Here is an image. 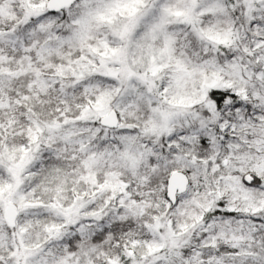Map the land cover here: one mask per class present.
Masks as SVG:
<instances>
[{"label":"snow or ice","instance_id":"obj_1","mask_svg":"<svg viewBox=\"0 0 264 264\" xmlns=\"http://www.w3.org/2000/svg\"><path fill=\"white\" fill-rule=\"evenodd\" d=\"M0 264H264V0H0Z\"/></svg>","mask_w":264,"mask_h":264}]
</instances>
